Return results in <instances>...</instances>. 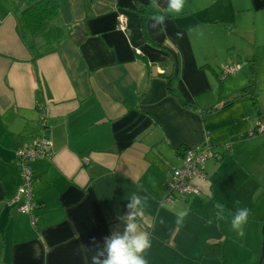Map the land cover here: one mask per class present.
Wrapping results in <instances>:
<instances>
[{"label":"crops","instance_id":"1","mask_svg":"<svg viewBox=\"0 0 264 264\" xmlns=\"http://www.w3.org/2000/svg\"><path fill=\"white\" fill-rule=\"evenodd\" d=\"M57 2L67 38L35 62L0 5V264L102 262L106 238L124 235L133 195L146 198L135 222L152 241L148 264H244L227 234L230 218L256 204L245 231L255 246L264 182L244 187L232 165H245L253 144L243 143L254 139L257 122L264 126V0H184L179 16L167 14V0ZM148 3L167 16L163 25L152 28V17L140 14ZM228 22L233 28L220 24ZM227 64L240 69L223 77ZM243 89L257 93L260 116L247 97L220 108ZM261 133L253 141L262 142ZM40 136L51 148L31 163L33 228L10 202L21 184L16 152ZM206 144L220 158L205 164L206 181H192L200 194L165 203L180 148Z\"/></svg>","mask_w":264,"mask_h":264},{"label":"built area","instance_id":"2","mask_svg":"<svg viewBox=\"0 0 264 264\" xmlns=\"http://www.w3.org/2000/svg\"><path fill=\"white\" fill-rule=\"evenodd\" d=\"M119 29L124 30V21L119 20ZM237 65H225L221 69L223 77L234 75L239 71ZM257 133L264 132V126L259 121L256 124ZM51 142L48 137L40 136L32 140L31 144L17 150V168L20 174L21 184L11 200L10 205L16 206L17 212L28 216L30 224L34 227L37 223L35 215L36 204L33 201V189L36 182L31 163L50 155ZM219 157L218 151L211 145H204L195 149H187L182 156V166L173 169L165 182V203H171L184 196H197L199 189L192 181L198 179L206 181L204 166L209 160Z\"/></svg>","mask_w":264,"mask_h":264},{"label":"trees","instance_id":"3","mask_svg":"<svg viewBox=\"0 0 264 264\" xmlns=\"http://www.w3.org/2000/svg\"><path fill=\"white\" fill-rule=\"evenodd\" d=\"M0 5L6 12L14 16L18 35L29 51L32 62L56 53L59 50L60 44L67 38L68 30L61 21L57 0H0ZM139 12L143 15L144 19L152 17L154 14H164L157 10L151 3L145 4L139 9ZM220 24L228 29L233 28V22ZM257 85L258 83L255 80L251 87L254 88ZM168 86L169 91L174 94L175 91L172 82H169ZM242 97L248 98L251 102L252 109L256 112L257 116H260V102L257 93L246 89L241 90L237 96L220 106V108H227L234 100ZM213 109L209 108L206 111L210 112ZM255 130L256 126L250 136L256 135L257 132ZM43 131H46V129H43ZM213 148L216 149L215 147ZM186 150L187 148H180L179 155L181 160ZM37 208L36 204V210Z\"/></svg>","mask_w":264,"mask_h":264},{"label":"clouds","instance_id":"4","mask_svg":"<svg viewBox=\"0 0 264 264\" xmlns=\"http://www.w3.org/2000/svg\"><path fill=\"white\" fill-rule=\"evenodd\" d=\"M167 14L179 16L182 14L184 8V0H167ZM165 14H154L152 19L155 21L151 25L155 28L157 25H163L166 19ZM180 33L177 36L180 37ZM131 203L127 204V207L132 210V215L127 217L128 224L125 229L124 235L114 234L111 237L106 238L105 250L107 257L100 260H94V264H148V260L145 258V253L152 246V241L148 233L138 232V224L136 218L143 215L144 207L146 204V198L133 195L130 197ZM216 217L218 220L225 219V209L221 204L215 205ZM188 215L187 209L178 211L176 223L182 224ZM249 209L237 208L235 213L231 215L230 225L231 229L237 236L243 237L245 235L244 226L248 222ZM161 223L164 221L161 220ZM104 255L103 252L100 253Z\"/></svg>","mask_w":264,"mask_h":264},{"label":"rangeland","instance_id":"5","mask_svg":"<svg viewBox=\"0 0 264 264\" xmlns=\"http://www.w3.org/2000/svg\"><path fill=\"white\" fill-rule=\"evenodd\" d=\"M232 77H235V76H232ZM232 77H230V78H232ZM263 134H264V132H263ZM260 135H262V133H259L258 135H254L252 137L254 139H251L252 140L251 142L243 143L244 148H247L253 144V146H251L249 148V155H248L249 157L245 159V161H246L245 165H244V162L242 160H240L241 166L237 167L236 165H232V168L235 169L237 174L241 175L240 183L243 184L244 187H246L248 185V188H250L251 187L250 184H252V186H253L258 181L260 183L262 181L264 182V163L260 161V158L264 156L263 155V153H264V140L262 142L253 141L257 138L255 136L260 137ZM263 137H264V135H263ZM252 151H256V152L253 153ZM213 160H216V159H213ZM231 164H236V163L228 161L226 163V166H229ZM230 198H232V195ZM253 210H255V212H256V204L255 203H254V209ZM253 210L251 211V213H249L248 222L244 226V232L246 230H248V232H249L250 228H252L250 223H249V220H252V219L256 220V218H255L256 213H254ZM263 222H264V219L262 220V222L254 223V224H256V229L254 228V231H256V238H255L256 245L255 246L250 245V247H254V249H256L257 252H253L254 253L253 256L251 254L249 256L247 249H246V248L250 249V247L248 245L249 244L248 243V236L245 235L243 237L244 238V240H243L242 237L237 236L233 230L231 231V233H230V231H228L227 234H228V236L231 237V240L234 237L235 242H237L238 244L241 245L240 248L242 250V253H241L242 256H241L240 263L243 262L244 264H249V260H250V264H258L259 255H260V252L262 249V241H263V233H262ZM232 242H233V240H232ZM237 256L238 255H236V258H237ZM235 262H236V260H235ZM261 264H264V258H263Z\"/></svg>","mask_w":264,"mask_h":264},{"label":"water","instance_id":"6","mask_svg":"<svg viewBox=\"0 0 264 264\" xmlns=\"http://www.w3.org/2000/svg\"><path fill=\"white\" fill-rule=\"evenodd\" d=\"M262 233H263L262 249H261V252H260V255H259L258 264L262 263V260H263V257H264V222H263Z\"/></svg>","mask_w":264,"mask_h":264},{"label":"bare ground","instance_id":"7","mask_svg":"<svg viewBox=\"0 0 264 264\" xmlns=\"http://www.w3.org/2000/svg\"><path fill=\"white\" fill-rule=\"evenodd\" d=\"M37 219H38V217H37ZM29 222H30V220H29ZM37 222H38V220H37ZM37 224V223H36ZM31 225V224H30ZM32 227V226H31ZM36 226H34L33 228H35Z\"/></svg>","mask_w":264,"mask_h":264}]
</instances>
